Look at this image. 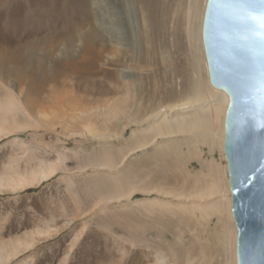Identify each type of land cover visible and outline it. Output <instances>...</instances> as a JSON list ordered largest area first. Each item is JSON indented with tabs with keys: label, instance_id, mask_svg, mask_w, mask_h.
I'll use <instances>...</instances> for the list:
<instances>
[{
	"label": "rangeland",
	"instance_id": "obj_1",
	"mask_svg": "<svg viewBox=\"0 0 264 264\" xmlns=\"http://www.w3.org/2000/svg\"><path fill=\"white\" fill-rule=\"evenodd\" d=\"M190 2L147 0L146 10L140 0H0V104L13 103L7 119L27 126L0 140V177L13 169L28 173L63 157L48 182L18 194L0 193V257L14 248L22 251L19 243L36 240L31 250L5 264L229 261L222 225L230 220L198 210L192 214L184 199L188 190L211 183V159L227 179L217 147L210 153L201 145L199 157L185 161L170 155L168 140L130 156L115 172L90 168L103 162L105 152L117 163L131 147L130 132L137 127L128 123L126 113L134 112L139 121L185 97ZM157 25L162 27L158 42L153 35ZM94 29L102 38H89ZM121 71L126 77L120 78ZM132 97L138 105H131ZM86 125L88 139L71 135ZM143 134L150 137V132ZM106 135L112 139H95ZM177 140L186 152L183 139ZM165 152L169 157L162 156ZM114 178L138 191L93 210L97 200L108 196ZM37 231L49 237L39 238Z\"/></svg>",
	"mask_w": 264,
	"mask_h": 264
},
{
	"label": "bare ground",
	"instance_id": "obj_2",
	"mask_svg": "<svg viewBox=\"0 0 264 264\" xmlns=\"http://www.w3.org/2000/svg\"><path fill=\"white\" fill-rule=\"evenodd\" d=\"M140 1L144 2L147 10V0ZM198 2L199 0H193V2H190L188 10L185 13V37L189 48V60L187 64L189 77H187V83L185 84L186 87L183 90L186 94L185 97L179 103H173L165 107H156V110L154 109V111L152 110L151 114L143 118L141 117L142 119L140 118L139 121L135 117L134 112H132L134 114L129 112L128 114L126 113L125 116H127V118L125 119H127L128 123H134L137 127L130 132L129 139L132 140L131 147L128 146L129 148L127 149L126 153L124 155H121L117 163H112V153L105 152L107 156H105L106 158L103 159V162L90 167L94 171L115 172L121 166L123 167V164L130 156L135 155L139 152L142 153L148 148L160 145V142L168 140H170L168 152H170V155H172V157H174L175 159H183L184 156V160L188 161L191 155L199 157V155L201 154V145L207 146L210 153L215 147H217L220 152L223 153V125L226 108L228 106V99L223 92L212 88L208 82L207 66L201 41V28L206 0L203 1L202 10L200 13L197 11ZM143 17H146L148 19L146 15H143ZM146 18L145 22H147ZM159 21L161 20H158V22ZM99 27L100 29L104 28V26H102L101 24L99 25ZM161 30L162 27H160L159 25L155 27L153 35L156 39V42H158L160 39L159 35ZM89 38L94 41L96 38L100 39L102 37H99L98 32L96 31V29H94L89 33ZM147 48L148 50L150 49L148 45ZM159 49H162L161 45L159 46ZM139 63H142L141 60L139 61ZM173 75L176 77L174 72L171 74L172 78H174ZM124 77H126V73L121 71L120 78ZM139 94H141V92ZM132 100L133 102L131 105H138V101L135 99V97H132ZM12 106L13 103H8L6 105L0 104V140L17 136L27 128L26 125L19 124L13 117L12 120L7 119L8 114L11 112ZM143 124L147 125L146 129L142 127ZM89 130L90 125H86L83 126V132L75 133L73 131L71 135L77 138H87L88 133L90 132ZM145 131L146 133L150 132L149 138L143 137V132ZM136 132H141V137L136 136L138 134ZM180 137L183 139L182 141L186 146V152L182 151V144L180 140H177ZM109 138H111V136L106 135L103 137L96 136L95 139L98 141L100 140L101 142H106V139ZM89 139L92 140L93 137H90ZM162 156L169 157V153L165 152ZM62 160L63 157H60L58 155L56 161L49 164L47 163L48 165L45 166L39 165L38 167L28 171V173L21 172L22 170L18 171L13 169L11 173L5 174V176L0 177V193H2L3 191H7L11 194H18L21 192H25L30 188L41 186L42 184L48 182L50 178L55 176ZM208 165V174L209 176H212L211 183H209L208 185H206L205 183V186L203 185L201 187L198 186V189L195 191L188 190L187 197L185 198L182 194H178L176 195V197H182L188 200V209L192 214H195V211L198 210L201 215H204L206 217H209L211 214H222L226 217L227 220H230L229 222L224 221L222 225L224 231V240L226 241L225 246L227 247L229 252V261H227L226 264H236V232L230 211L228 173L227 179H224V176L221 173L222 166L217 165V163L213 159L208 162ZM224 170H226L227 172L226 161ZM110 181H112L110 182L112 185H109L111 188L109 190L108 196L103 197L104 199L97 200L95 205L93 206V210H95L100 204L108 206L112 203H119L122 200H128L138 191L137 189H135V187L125 188L123 184L124 180L122 178H114ZM105 182L107 183V181ZM123 189L126 190L124 195H122L121 192V190ZM142 192L149 193L151 191L143 190ZM155 192L160 195H170L172 198L175 197L172 195L171 191V193L163 192L162 190H155ZM37 233L39 238L49 237V233H44L42 231H37ZM34 241L30 240V242L19 243L18 246L22 249V251H29L34 246ZM17 249L18 248H14L12 254L8 255L7 257L6 255H2L0 257V264H5L10 260V258L17 257L20 252H22L18 251ZM186 263L190 264L188 261H186Z\"/></svg>",
	"mask_w": 264,
	"mask_h": 264
},
{
	"label": "water",
	"instance_id": "obj_3",
	"mask_svg": "<svg viewBox=\"0 0 264 264\" xmlns=\"http://www.w3.org/2000/svg\"><path fill=\"white\" fill-rule=\"evenodd\" d=\"M201 41L208 82L228 99L222 150L236 264H264V3L206 0Z\"/></svg>",
	"mask_w": 264,
	"mask_h": 264
},
{
	"label": "snow or ice",
	"instance_id": "obj_4",
	"mask_svg": "<svg viewBox=\"0 0 264 264\" xmlns=\"http://www.w3.org/2000/svg\"><path fill=\"white\" fill-rule=\"evenodd\" d=\"M262 3H264V0H261Z\"/></svg>",
	"mask_w": 264,
	"mask_h": 264
}]
</instances>
